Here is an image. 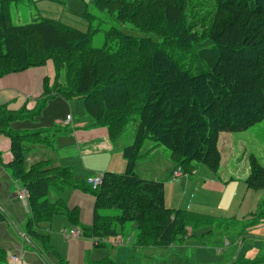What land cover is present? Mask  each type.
<instances>
[{"label":"trees","instance_id":"obj_1","mask_svg":"<svg viewBox=\"0 0 264 264\" xmlns=\"http://www.w3.org/2000/svg\"><path fill=\"white\" fill-rule=\"evenodd\" d=\"M15 1L0 0V78L52 60L53 92L81 100L94 125L108 128L112 139L138 118L133 144L122 154L125 172L104 173L93 191L86 181L73 183L68 170L46 172L41 164L25 170L22 137L8 128L17 117L0 108V134L9 136L12 145L9 169L28 192V233L66 264L38 233L39 223L62 211L72 225L78 224L76 209L47 201L48 188L61 186L93 197L92 223L80 230L85 238L97 240L94 248L107 247L102 242L113 236L126 239L130 232L136 249L168 247L207 228L212 219L166 207L163 184L137 177L133 168L141 147L150 142L167 150L184 172L203 165L215 174L219 135L244 132L264 120V0H200L195 7L185 0H92L78 14L86 21L85 30L46 18L16 25L11 18ZM206 7L208 15L202 18L192 12ZM98 36L102 42L94 47ZM181 48L190 51V59L176 54ZM60 74L67 86L63 90L56 83ZM248 161L246 190L264 189V167L252 155ZM35 174L39 177L29 178ZM263 217L264 211L251 214L249 225ZM4 220L0 211V224ZM5 253L0 246V264L6 262ZM237 261L264 264V242L254 259Z\"/></svg>","mask_w":264,"mask_h":264},{"label":"crops","instance_id":"obj_2","mask_svg":"<svg viewBox=\"0 0 264 264\" xmlns=\"http://www.w3.org/2000/svg\"><path fill=\"white\" fill-rule=\"evenodd\" d=\"M90 1L92 0H17L15 1L14 12L18 6H20L19 9L33 8L40 18L55 19L54 21L62 23L61 21H64V19H66L65 22H68L67 20H74V16L78 17V14L83 10V4ZM78 6L79 11H76ZM97 15L100 16L99 14ZM100 17L102 18L103 16L101 15ZM54 76V66L52 62H47L42 67L30 68L0 78V108L6 109V112L12 114L15 118L17 117L9 122L8 128H10L12 133L22 137L19 145L24 156L25 170H29L32 166L38 164H41L43 171L46 172L68 170L70 166L67 165V162L79 158L83 167L87 170H92L99 164L106 163L102 169H99V172L90 173L86 178L96 174L103 175L107 172L113 174L124 173L126 164L124 168V162L121 164V161H119V164L117 161L119 156L123 154L124 149L133 144L134 138L132 142L130 141L131 144L125 146L123 142H118V137L115 139L110 137L108 128L95 126L92 119L87 115L81 100H66L53 92ZM67 116L70 117V120L66 124ZM34 134V137H30ZM222 135L221 139L229 137L227 143L230 144V149L228 148L227 151H231V154L230 158L221 160L219 170L222 169L223 172L219 177H217L219 170L215 174L213 173V179H217L220 182L222 192L227 200L223 203L224 207L221 208L223 209L222 213H226L232 207L239 187L243 190L244 184L239 181H246L250 170L247 167L248 171L238 168L235 172L236 174L228 172V168L235 159L234 145L233 143L231 144L230 140L233 134ZM227 143L225 144L227 145ZM11 149L10 137L0 134V211L5 218L4 222L0 224V246L5 252L15 254L19 259L18 262L6 261L5 263L51 264L53 260L49 251L45 249L44 245L42 246L40 239L28 233L27 217L29 216V210L18 200L17 194L21 184L14 178L9 169L10 164L13 162ZM142 149L143 151H141ZM158 149L162 150L161 147H155L152 143L146 142L140 149L137 161H143V159L151 156L150 154L158 151ZM163 152L164 156L166 155L168 158L166 152ZM154 157L158 156L155 155ZM159 159L162 161V158ZM115 160L116 162H114ZM137 161L136 163H138ZM112 162L113 166L111 168L113 171L106 170L105 167ZM174 165L176 166L173 162ZM197 166L194 165V172H196ZM156 169H158L157 164L155 169L152 170L151 177L147 179L138 176L135 172L134 174L141 179L163 184L161 179L157 177L158 175L154 173ZM174 169L175 167L170 169L168 178L171 177ZM205 171L211 173L208 169ZM205 175L207 176L206 173ZM235 175L239 176V178L234 180ZM85 181H82V185ZM189 184L190 181L188 180L185 186L188 187ZM50 189H58L61 193H59L60 197L57 198L56 195L50 194L47 190V201L49 204L63 203L68 210L76 209L78 212V224L76 226L72 225L63 211L38 224V233L47 237V244H49L50 250L56 252L57 257L66 262V264H98L105 259L110 260L112 264H116L120 254L117 253L116 249L128 247L136 250L125 244L110 246L111 249L107 250L106 247H104L105 249L94 248L89 239L66 240L62 235L63 231L71 228L82 229L83 226L91 225L94 199L91 195L72 187L61 186L58 188L51 187ZM208 189H206L205 193L211 194ZM245 191H248L246 187ZM50 200L52 201L50 202ZM219 204H222V202L220 201ZM184 208L187 209V207ZM217 208L219 209L218 202ZM54 216L56 218L52 220ZM53 233L54 235L56 234L54 236L55 239L52 236ZM57 238L60 239L61 244H64L63 246L56 241ZM263 242L264 240L262 244L261 241L258 242L255 249L252 248L250 251L249 248L247 250V257L249 256L248 251L252 253L248 260L255 258L256 253L263 247ZM112 249L115 250L111 251ZM106 250L111 251V253L106 255ZM124 251L127 250L124 249ZM97 252H100V254L97 257H93ZM90 258H94V260L90 262Z\"/></svg>","mask_w":264,"mask_h":264},{"label":"rangeland","instance_id":"obj_3","mask_svg":"<svg viewBox=\"0 0 264 264\" xmlns=\"http://www.w3.org/2000/svg\"><path fill=\"white\" fill-rule=\"evenodd\" d=\"M200 0H185L187 6L188 4H200ZM196 2V3H194ZM204 1H202L203 4ZM191 5V6H192ZM207 6V4H206ZM19 7V6H18ZM79 6L77 7L76 11H79ZM191 9V8H190ZM206 11H203L201 8L193 9L192 12L196 17H203L208 15L207 11L209 12V7L205 8ZM188 11V9H187ZM191 11V10H190ZM188 12L189 14L193 15L192 12ZM11 18L14 24L22 25L25 23H31L33 21H40L41 18L36 14V12L31 9H17L15 12L13 11L11 14ZM55 20V19H54ZM61 21L62 23L77 28L80 30L86 29V21L80 17L74 16V20H67L68 22ZM58 21V20H57ZM207 21V20H206ZM206 25L207 23H203ZM161 28V27H160ZM156 32H162L160 30ZM132 35L139 37L140 35L137 33H132ZM199 40V39H198ZM102 42L101 37H96L94 39L93 45L94 47H98ZM170 51L173 52V48H169ZM179 49V48H176ZM185 54L187 55V59H190V51L186 48H181L180 51H177L176 54ZM47 62H52V60H48ZM46 62V63H47ZM63 71V68H61ZM64 76L62 74L59 75V78H56V83L58 84V88H62L61 90L67 88L64 83ZM134 122L126 125L122 131V133L118 136V142H123L125 146L131 144L134 138L135 132V125L138 122L137 116L133 117ZM223 135L220 134L218 137L217 142V149L220 155V162L218 165V170L220 167L221 160H225L228 157L230 158L231 151H227L230 149V144L227 143L229 141V137H225V139H221ZM231 144L233 143V149L235 150V159L232 161V164L228 168V172L232 174H236V170L244 169L248 171L247 167H249V156H254L260 165L264 167V120L253 127L249 128L248 130L240 133H235L231 135ZM131 141V142H130ZM227 143V145L225 144ZM142 148V147H141ZM144 148V147H143ZM143 151V149L141 150ZM166 152L168 156L167 150L162 148V150L158 149V151L151 153L149 157L143 159V161H137L134 164V172L141 177L149 178L152 175V170L155 169L156 164L157 168L154 173L158 175L157 177L161 179L163 182V197H164V204L166 207L179 209L186 211L188 213H192L195 215H200V217H205L207 222L210 221V225L207 228H203L200 230L193 231L192 238H188L184 240V242L168 246V247H136L130 244L132 240V232L128 234V238L124 239L122 236H113L110 239L107 238L103 244H106L109 247H106L107 250L111 249V246H120L122 244H128L129 246L133 247L136 250H132L128 247H122L121 249L118 248L116 251L120 253L118 255V260L116 264H233L237 261V258H250L252 253L248 254L247 257V250L250 248V251L255 249V246L258 245V242L264 240V217L260 222L256 221L255 223H250V214L254 213L259 215L261 212L264 211V189L261 190H249L245 191V181H239L243 185V190L240 189L237 192V196L233 201L232 207L226 212L222 213L224 204L227 200L225 195L222 192V187L219 184L220 182L217 179H213V173H209L205 170L206 167L203 165H198L196 168V172H194V168L191 171L184 172L181 169V176L182 178L173 180L168 178L170 169L178 166H173V162L169 160L166 155L164 156V152ZM159 158H162V161ZM225 156V157H224ZM222 158V159H221ZM121 164L124 162L125 168V160L123 159L122 155L119 156V160L117 163ZM101 162V161H99ZM106 162V161H103ZM116 162V160L114 161ZM168 162V164H166ZM71 173L72 182L75 184H82V181H85V178L88 174H94V172H99L100 168L104 167L106 163H101L97 167L92 168V170H87L83 167L81 160L73 159L67 162ZM113 162L109 163L107 167H105L108 171H113L112 167ZM217 170V171H218ZM219 170L217 177L222 174L223 170ZM29 171V170H27ZM91 171V172H89ZM124 171V170H123ZM172 171V170H171ZM173 172V171H172ZM207 174V177L205 175ZM57 177L58 174L53 172ZM195 173V174H194ZM24 175V172L22 173ZM33 174V173H32ZM96 174V173H95ZM99 175V174H96ZM101 175V174H100ZM172 175V173H171ZM37 174L31 175L29 178L35 180L38 178ZM168 178V180H167ZM239 178L236 176L233 178L234 180ZM38 180V179H37ZM190 181V184L185 186L186 181ZM24 181V180H23ZM26 181V180H25ZM218 183H216V182ZM205 182V183H204ZM216 183V184H215ZM230 183V182H229ZM55 184V181H54ZM212 186V187H208ZM215 186V187H214ZM221 187V188H220ZM48 188V192L52 195H56L57 198L60 197L58 189H50ZM211 191V194L205 193L206 189ZM24 189L26 192L27 190L20 186L19 190ZM246 192V194H245ZM28 196V192H27ZM52 200H50L51 202ZM222 204H219V202ZM217 202L219 205V209L217 208ZM179 205H183L182 207ZM26 208L29 209V202L28 198L26 200ZM184 207H187L185 209ZM102 214L109 215L114 213V210H103L101 211ZM222 216V217H221ZM56 216L52 218L54 220ZM206 222V223H207ZM253 225V226H252ZM194 224L189 226V228L194 230ZM124 229H129V227H124ZM211 231L209 234L208 232ZM66 232V231H63ZM62 232V235H63ZM189 233V231H188ZM61 234V233H59ZM56 235V234H55ZM53 233V238H54ZM58 235V234H57ZM64 237V236H63ZM68 240L66 237H64ZM55 239V238H54ZM78 239H87L83 235ZM91 243H94V239H89ZM96 240V239H95ZM56 241L61 244L60 239H56ZM97 241V240H96ZM49 245V244H48ZM62 246L64 244H61ZM43 246V244H42ZM262 246V245H261ZM127 248V249H126ZM105 249V248H104ZM127 250V251H124ZM106 250V251H107ZM115 249H112L113 251ZM259 250V249H258ZM256 250V251H258ZM111 251H107V254H110ZM104 252V250H102ZM56 253V252H55ZM100 252L94 254L93 257H97ZM11 257H15L17 261H11ZM53 262L51 264H62L58 263L52 255ZM111 258V256H110ZM109 258V259H110ZM5 260L10 262H18L19 259L9 252V254L5 253ZM62 260V259H60ZM94 258H90L89 261L92 262ZM63 261V260H62ZM239 261V260H238ZM237 261V262H238ZM236 262V263H237ZM66 263V262H64ZM235 263V264H236ZM6 264V263H5ZM238 264V263H237Z\"/></svg>","mask_w":264,"mask_h":264},{"label":"built area","instance_id":"obj_4","mask_svg":"<svg viewBox=\"0 0 264 264\" xmlns=\"http://www.w3.org/2000/svg\"><path fill=\"white\" fill-rule=\"evenodd\" d=\"M69 120H70V117L67 116L65 123L67 124V122ZM180 178H182L181 168L178 166V167H175V169L173 170L172 175H171V179L176 180V179H180ZM101 183H102V175H93V176L86 178V184L88 186H90L91 190H93V191L98 190ZM17 196H18V200H20L24 205H26V200L28 198L27 192L24 189H21L18 191ZM82 235H83L82 231L78 228H71V229L67 230L66 232H63V236L66 237L68 240L78 239ZM94 242H97V241L94 240ZM103 242H105V241H103ZM10 259H11V261H17V259L15 257H11Z\"/></svg>","mask_w":264,"mask_h":264}]
</instances>
